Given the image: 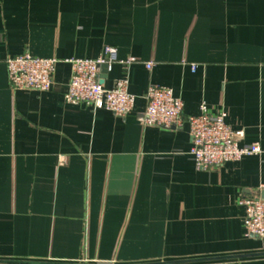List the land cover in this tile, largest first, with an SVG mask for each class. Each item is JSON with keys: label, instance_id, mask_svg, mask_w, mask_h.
<instances>
[{"label": "crops", "instance_id": "obj_1", "mask_svg": "<svg viewBox=\"0 0 264 264\" xmlns=\"http://www.w3.org/2000/svg\"><path fill=\"white\" fill-rule=\"evenodd\" d=\"M108 45L136 58L100 72L129 78L125 117L65 100L66 60ZM24 53L59 60L50 90L10 86ZM152 84L185 115L227 111L262 152L198 167L188 123L138 120ZM263 193L264 0H0V264H264L241 204Z\"/></svg>", "mask_w": 264, "mask_h": 264}, {"label": "built area", "instance_id": "obj_2", "mask_svg": "<svg viewBox=\"0 0 264 264\" xmlns=\"http://www.w3.org/2000/svg\"><path fill=\"white\" fill-rule=\"evenodd\" d=\"M136 60L129 57L121 60L118 49L105 46L97 58H71V77L65 93V100L71 104H84L93 111L108 109L115 115L125 117L132 112L135 96L129 92V78L118 79L115 86L106 88L102 83L101 65L108 69L113 63L130 65ZM59 60L52 57H36L24 53L7 58L10 86L14 90L48 91L54 83ZM147 68L152 62L146 63ZM196 66L192 65L195 70ZM147 106L138 118L144 126L164 129H179L188 123L192 145L190 152L196 165L203 169H215L229 161H238L245 156L262 152L259 142L241 145L245 135L243 129L235 130L226 121L227 111L215 114L206 105L201 106L199 115H185L184 102L172 87L152 84L145 93ZM245 207V227L248 235L264 238V199L261 196H245L241 200Z\"/></svg>", "mask_w": 264, "mask_h": 264}, {"label": "water", "instance_id": "obj_3", "mask_svg": "<svg viewBox=\"0 0 264 264\" xmlns=\"http://www.w3.org/2000/svg\"><path fill=\"white\" fill-rule=\"evenodd\" d=\"M108 69V65L107 64H103L101 65V70L102 73H106ZM102 76V75H101ZM262 199H264V193L262 194ZM260 255H264V253L260 254ZM241 257L244 256H249V255H239ZM230 256H224V257H210V258H204V259H191V260H184V261H174V262H165L163 264H171V263H186V262H198V261H212V260H222L225 258H229ZM162 264V263H161Z\"/></svg>", "mask_w": 264, "mask_h": 264}]
</instances>
